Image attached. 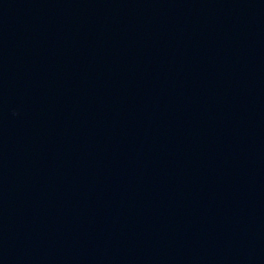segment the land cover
Here are the masks:
<instances>
[{"label": "water", "instance_id": "obj_1", "mask_svg": "<svg viewBox=\"0 0 264 264\" xmlns=\"http://www.w3.org/2000/svg\"><path fill=\"white\" fill-rule=\"evenodd\" d=\"M0 264H264V0H0Z\"/></svg>", "mask_w": 264, "mask_h": 264}]
</instances>
